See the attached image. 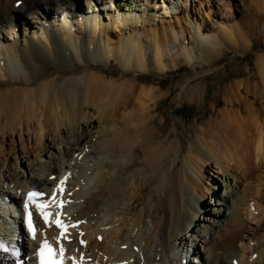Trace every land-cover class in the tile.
<instances>
[{
    "label": "bare ground",
    "instance_id": "1",
    "mask_svg": "<svg viewBox=\"0 0 264 264\" xmlns=\"http://www.w3.org/2000/svg\"><path fill=\"white\" fill-rule=\"evenodd\" d=\"M248 1L163 0L167 11L145 16L148 0H105L107 9L99 0H0V26L20 19L16 26L32 32L0 45V136L31 134L44 146V160L28 171L15 167L30 150L7 152L12 164L0 158V197L5 184L15 190L0 203L14 224L0 217L2 239L17 242L21 232L13 202L50 185L64 188L66 206L56 209L67 226L65 262L73 255L87 264H264V53L253 59L256 81L223 84L221 101L191 117L174 114L166 134L158 104L170 88L142 74L187 64L195 75L225 50H249L246 27L264 31V0ZM191 75L179 100L205 92L198 80L189 84ZM47 134L53 142L42 141ZM63 157L74 159L72 170ZM56 171L63 177L52 178ZM44 227L43 241L60 237L53 222ZM8 258L0 251V264H12Z\"/></svg>",
    "mask_w": 264,
    "mask_h": 264
},
{
    "label": "rangeland",
    "instance_id": "2",
    "mask_svg": "<svg viewBox=\"0 0 264 264\" xmlns=\"http://www.w3.org/2000/svg\"><path fill=\"white\" fill-rule=\"evenodd\" d=\"M99 1H101L102 5L106 7L105 9L112 7V6H110V4L109 5L105 4V3H107V2H104L105 0H103V1L99 0ZM162 1L163 0H152V2H151L150 0H148V4L140 3L143 5V7L144 6L146 7L144 10V13L146 14L145 16L152 15L154 12L156 14L157 13L161 14V13H164L165 11H167L168 10L167 8H161V6H158V5H161ZM165 1H166L165 3H167V0H165ZM154 4H156L155 10H151V6ZM146 5H148V6H146ZM219 5L220 4L211 5L212 12L209 14L210 20L207 19L206 21H209L211 23V22H213L214 18L215 19L219 18V17H217V14L214 13V10H217L216 6H219ZM157 6H158V8H157ZM172 6H173V4H172ZM204 7H207V6L204 5ZM251 8L252 9H250V8L246 9L245 8L243 12L245 13L247 11V13L249 14L248 10L254 11L253 7H251ZM78 11L85 13L82 8H80ZM86 11L88 12L89 10L86 9ZM260 11H261L260 13L263 14L262 10H260ZM141 12L142 11H140V14L143 13V12L142 13ZM107 13L110 14L111 12L107 11ZM234 15H236L237 20L242 19V15L239 12H234ZM204 19H206V17ZM261 20L262 19H260L259 21H261ZM19 22H20V19L18 20V23ZM11 23L12 22L5 23V24L3 23V25L0 26V45L6 44V47H8L9 46L8 44L15 42L12 39L5 40L4 37H6V36L7 37L13 36L14 37L13 39H16L18 41V44L23 43L24 40L26 39L25 37L32 36V32L31 31L29 32L28 29L25 31L23 29V25L20 24L21 26L19 29V27L16 26V24L18 25L17 21H13L14 28H13V24H11ZM254 26H253L254 28L252 31H251L249 26L246 27V29L248 30V33L250 35V38L252 39V46L249 50H247L245 52H239V53H235L231 50H228V51L225 50L224 55L222 57H220L219 60H217L215 63L209 65V67H207V66L197 67L196 70H194L195 75H191L192 73L190 71V67L187 64H182L176 70L171 69V71H166L164 74H159V73H155V72H151V71L150 72L145 71L142 73V74H144L145 78L148 80H150V79L154 80L155 79L154 83L159 85L164 90L170 88L169 92L165 95V97L161 98L162 100L160 99L159 104H158V106H161L159 108H161L162 114L166 117V120H165L163 127H162V131L164 134H166L167 131H169V133L173 131L172 121H173V115L174 114L177 117H187V116L191 117L195 113H200L201 110L198 106H204V108H207V106H210L211 102L215 101L216 99H217V101H221L222 98H220L221 97L220 91H221V87L223 84H228L229 81L231 82L234 79H241V78H243V79L249 78L252 81L257 80L258 77L256 76V73H255L256 68H255V64H254L253 59H255L257 53H259V52L264 53V31L260 30L261 27H259V25H254ZM10 27L13 28L12 31H11ZM15 27H16V29H15ZM8 29H9V31L7 33ZM14 31H16V34L13 33ZM34 31H36V35L38 36L40 33V30L36 29ZM11 32L13 34H11ZM10 34H11V36H10ZM19 34H20V37L16 38L15 36H19ZM36 40H37V38H36ZM110 63H111L110 64L111 68L119 71V65L116 64V62L113 59H111ZM2 67H3V65H2ZM203 68H204V70H203ZM189 75H191L189 78V81H190L189 84H193L198 80V82H200V84L205 85V92L202 96L201 94H199V93H202V90H201V88H199L197 90L198 95H197V93H194L195 95L193 94V96L191 97V100L189 97L186 98V96H184L183 99L179 100L177 98V96H175V95H177V92L180 90L181 82L184 79H186ZM250 95L252 96L253 94H250ZM202 97H203V99H202ZM183 127H185V125L182 124L180 129L182 130ZM59 131L60 132L62 131L61 127L59 128ZM32 136L33 135H31V134L28 136L25 133L22 135V138L21 137L19 138V135H16L13 138L9 137L6 140L2 141V135H1L0 136V158L3 157V160L5 162H9L12 164L13 159L6 155L7 152L13 151L15 153V155H19V154H22L25 150H27V151L30 150L31 153L29 154L30 155L29 161L27 160V158L26 159L24 158L23 160H20V161L18 160L17 167H15L16 171L18 170V172H22L25 170L28 171L29 166L36 163L37 160L38 161L44 160L43 159V157H44L43 151H41L44 148V146H43V144H38L37 143L38 141H35ZM47 136H48V134L44 136L42 141H44V142L46 141L47 143L53 142V140H54L53 137L49 136L47 138ZM45 138H46V140H45ZM20 139H22V140H20ZM21 142L24 143L25 148L22 147ZM38 145H39V147H37ZM90 158L92 160L90 162H88L89 164L92 161L96 160V156H94V157L92 156ZM63 161L68 163L69 165H71V169H69V170L73 169L74 159L63 157ZM77 161H80V158H78ZM78 163L82 164V161H80ZM64 172H66V171H63L62 173H64ZM53 174L58 175L59 173L56 171V173L54 172L51 175H53ZM43 176H45V175H43ZM6 186H7V184H5L3 186L5 188V191L6 190H8L10 192L15 191V190L10 189ZM8 191L5 192L6 193L5 195L0 197V199L2 198L1 200H6L5 196L10 194ZM7 192L9 194H7ZM22 192H24V190H22ZM208 201L211 202L210 205H209ZM212 201H213V198L208 196V198H207L208 206L214 207V202H212ZM207 202H206V205H207ZM1 211H3V210L0 208V217H2L1 220H3L4 223L7 222L9 225L11 222V221H9V217L8 216L3 217V215H5V213L1 212ZM8 213H10V211ZM14 214L16 215V212H14L13 214L10 213V216H12ZM12 224L13 223H11L10 225L13 227L14 224L13 225ZM6 225L7 224H3V227H6ZM190 259H191V256H190Z\"/></svg>",
    "mask_w": 264,
    "mask_h": 264
},
{
    "label": "snow or ice",
    "instance_id": "3",
    "mask_svg": "<svg viewBox=\"0 0 264 264\" xmlns=\"http://www.w3.org/2000/svg\"><path fill=\"white\" fill-rule=\"evenodd\" d=\"M63 183V182H61ZM40 196L39 193H35V192H29L27 193V198L25 199V202H24V210L25 212L28 213V217L26 218L27 219V223H28V226H29V231H33V227H32V221L30 219V216H31V213L29 212V204L32 203L35 205V207L37 208V210H39L40 212V215L42 218H44L45 220V223L47 224L48 223V215L46 214V212L44 211V208L46 207L44 204L42 203H38L36 198ZM56 225L58 228H61V232H60V237L61 239L63 238H67V234L66 232L63 230L64 228H66L67 226L66 225H63L62 222L57 219L55 221ZM35 238V237H34ZM81 243H83V241H81ZM49 246L47 245V242H43L41 244V247H40V251H41V255L43 256V252L45 250V248H48ZM0 251H8V249L4 246V243L3 242H0ZM60 252L63 253L64 252V249L63 247L60 248ZM41 264H44V261L43 259H41Z\"/></svg>",
    "mask_w": 264,
    "mask_h": 264
}]
</instances>
